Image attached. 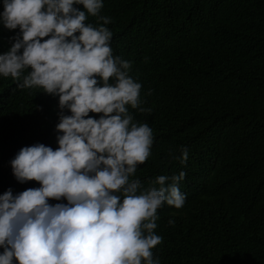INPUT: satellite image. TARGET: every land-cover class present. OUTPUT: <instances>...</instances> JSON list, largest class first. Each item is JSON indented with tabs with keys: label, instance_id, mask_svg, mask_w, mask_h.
<instances>
[{
	"label": "trees",
	"instance_id": "obj_1",
	"mask_svg": "<svg viewBox=\"0 0 264 264\" xmlns=\"http://www.w3.org/2000/svg\"><path fill=\"white\" fill-rule=\"evenodd\" d=\"M103 4L101 14L112 18L113 54L132 63L143 106L152 109L142 114L129 106L154 136L136 177L147 187L158 175L186 173L183 207L158 209L155 232L162 242L153 258L160 264H264V0ZM18 34L0 20V55ZM17 83L0 75V195L41 187L19 182L11 161L37 143L57 149L61 135L59 97ZM182 147L189 150L186 164L174 158Z\"/></svg>",
	"mask_w": 264,
	"mask_h": 264
},
{
	"label": "clouds",
	"instance_id": "obj_2",
	"mask_svg": "<svg viewBox=\"0 0 264 264\" xmlns=\"http://www.w3.org/2000/svg\"><path fill=\"white\" fill-rule=\"evenodd\" d=\"M103 7V0H3L0 20L19 34L0 55V75L59 97L61 135L57 149L37 143L11 161L19 182L41 187L0 195V264H160L152 251L162 242L158 209L185 204V172L158 175L147 187L136 177L154 136L129 106L152 109L143 106L132 63L113 54ZM188 157L182 147L174 158Z\"/></svg>",
	"mask_w": 264,
	"mask_h": 264
}]
</instances>
